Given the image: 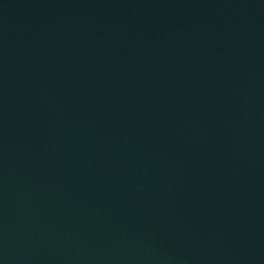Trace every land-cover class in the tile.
Instances as JSON below:
<instances>
[{
	"label": "water",
	"instance_id": "95a60500",
	"mask_svg": "<svg viewBox=\"0 0 264 264\" xmlns=\"http://www.w3.org/2000/svg\"><path fill=\"white\" fill-rule=\"evenodd\" d=\"M0 264H264V0H0Z\"/></svg>",
	"mask_w": 264,
	"mask_h": 264
}]
</instances>
